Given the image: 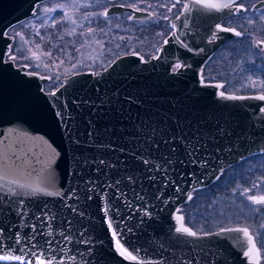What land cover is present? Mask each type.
Listing matches in <instances>:
<instances>
[{
	"label": "water",
	"instance_id": "water-1",
	"mask_svg": "<svg viewBox=\"0 0 264 264\" xmlns=\"http://www.w3.org/2000/svg\"><path fill=\"white\" fill-rule=\"evenodd\" d=\"M45 1L0 0V176H7L0 185L16 194L13 200L23 199L26 210L10 211L7 196L2 198L3 237L32 233L33 250L54 264H251L243 255L247 247L241 241L247 237L241 233L214 235L219 229L193 237L174 231L188 195L264 153L256 147L264 146V101L255 98L263 93H228L202 75L214 52L238 37L216 28L230 10L208 13L193 5L173 20L176 28L158 56L123 55L97 72H75L46 91L50 76L17 65L10 55L14 37L8 34ZM106 12L152 16L123 5ZM177 60L185 67L172 71ZM220 92L245 99H227ZM37 182L59 194L19 186ZM186 222L184 216L190 227ZM225 228H247L263 264L250 228ZM117 240L137 260L121 256ZM19 247H6L0 255L31 258V244L24 245V253Z\"/></svg>",
	"mask_w": 264,
	"mask_h": 264
},
{
	"label": "rangeland",
	"instance_id": "rangeland-1",
	"mask_svg": "<svg viewBox=\"0 0 264 264\" xmlns=\"http://www.w3.org/2000/svg\"><path fill=\"white\" fill-rule=\"evenodd\" d=\"M160 1L48 0L41 2L37 5L34 16L9 29L8 34L14 37L10 55L15 57V59H12L17 65L27 64L29 71L50 76V80L45 83V90L52 91L61 85L63 78L75 72L98 69L99 66H102L100 64L103 60L110 56L107 55L113 47L121 48V53L124 52L123 48L131 50L140 47L142 44L134 40L133 34H149L154 29L156 33L159 32L158 28L160 26L158 24H161V20H164L167 15L161 8ZM121 4L128 7L134 5L133 8L151 12L153 15L142 21L130 20L131 12L107 15L106 17L100 15L111 6ZM255 13L254 16L241 20L243 23L248 22L247 24H250L252 28L245 29L248 26H240L243 30V40L245 42L234 41L229 46L232 51L240 48L247 49V57L234 56L232 53L227 58L226 65L229 71L225 76L229 78V87L233 84L238 91L264 93V88L259 86L264 83V67L253 65L257 57L261 58L263 56L262 59L264 60V52H260L255 46L258 40H264V31L261 29L263 25L260 26L257 23L264 21V10ZM252 19L256 21L249 23ZM230 22H234L239 27V20H231ZM62 33L65 36L64 45H66V48L61 51L59 57H56V55H53V57L47 46L56 34L61 35ZM152 45L154 43L151 42L150 46ZM157 45L159 44H156L155 47ZM47 53H51V55H47ZM224 53H218L210 64H220ZM108 60L110 61V59ZM219 75L224 77L222 73H219ZM51 82L56 86L49 90L46 89V85ZM242 173L245 176H241ZM261 177H264V153L242 160L221 175L219 180L215 182L218 191L224 185L226 188L229 181V184H231L233 179L234 181L235 179H241V181L237 180L238 182H236L232 191V197H228L229 200L226 199L225 202L219 205L218 210L213 212L214 218L213 216L211 218L214 222L221 217L220 221L223 220L219 223L216 222L218 226L215 230L225 227L246 226L257 238L258 246L260 244L264 245L262 244V240H264V227H262L264 226V205H253L243 194V189L251 187L252 182H258L260 187L254 189L248 195L264 194V180H261ZM195 192L192 199L195 197ZM257 208L260 211H256ZM181 212L184 214L182 207ZM201 221L204 222V220ZM260 250L262 263L264 264V248H260ZM0 264H19V262H0Z\"/></svg>",
	"mask_w": 264,
	"mask_h": 264
},
{
	"label": "snow or ice",
	"instance_id": "snow-or-ice-1",
	"mask_svg": "<svg viewBox=\"0 0 264 264\" xmlns=\"http://www.w3.org/2000/svg\"><path fill=\"white\" fill-rule=\"evenodd\" d=\"M177 2H179V0H177ZM236 0H191L190 4H186L184 5V12H190L192 10V6H198V10L199 9H203L206 10L208 13H216V12H223L224 10H230L227 13V18H231V16L239 13L242 10V5L240 7H236L234 9V11H231L233 9V6L235 5ZM130 7H135L134 5H130ZM173 7H175V4H173ZM137 11H139V8H136ZM244 11H247V9H243ZM169 11H171V9H169ZM184 13H181V15H183ZM100 15L103 16H107L108 13L104 12L101 13ZM133 17H129V19H132ZM179 19V17H177ZM164 19H168V17H164ZM249 23H251V21H249ZM172 28H176L175 24L171 25ZM216 28L220 31H224V32H232L234 33L236 36H240L241 32L236 31L234 28H228V27H222L220 24L216 25ZM215 38V37H214ZM165 43H167V40L165 41ZM182 46L185 48H188L187 44H184L183 42ZM257 48H261V46H264V40L259 41L256 43L255 45ZM35 55V54H34ZM47 55H51V53H47ZM159 58V57H156ZM13 59H15V57H13ZM25 59H27V57H25ZM2 62V61H0ZM25 67H27V65H25ZM37 67H39V65H37ZM182 67H185L184 64H182L179 60H177L173 65H172V71H178L179 69H181ZM50 78V77H49ZM261 88H264V83L259 85ZM217 87L222 88L223 85H217ZM219 95L221 97H225V93L224 92H220ZM227 99H245V97H239V96H235V95H230L225 97ZM256 99H259L261 101H264V94H260L258 96L255 97ZM261 111H264V108L261 109ZM174 139V138H173ZM165 144L168 143V141H164ZM256 147H260V151L264 152V146H260L257 145ZM188 145H185V149L187 150ZM171 151H175V149H171ZM249 151H252V149H249ZM193 153L191 151L188 152V155H192ZM145 164L150 163L149 160H144L143 161ZM103 163V161H102ZM168 163H171V160H168ZM219 178V177H217ZM129 179H131L129 177ZM261 180H264V177L260 178ZM7 180V176H0V181H6ZM9 183L11 184H19L18 181L16 180H12L9 181ZM117 184L119 183V181L116 182ZM21 188L24 189H29L32 193H43L45 195H58L59 193H51L48 192L47 189L43 186H41L38 182L34 183V184H20L19 185ZM260 184L258 182H252L251 187L249 188H244L243 189V194L246 195L247 200L250 201L253 205H264V194H251L248 195V193L253 192L254 189H259ZM16 195L15 193L11 192V189H8L7 192L3 191V185H0V203H2V198L4 196H7L8 202H7V207L10 211H15L17 213L20 212H24L26 211L23 208V204L24 201L23 199H16L13 200L12 196ZM20 196H23L24 193H20ZM88 199H91V196L88 197ZM187 199L191 200L192 196L188 195ZM16 204L17 208H12V205ZM73 211H75V209H73ZM105 211H107V209H105ZM256 211H260L259 208L256 209ZM81 216H83V213H80ZM176 221L179 222L178 226H176L174 228V231L176 233L179 234H186L188 236H197V232L193 231L190 227L185 226L184 224V216L177 214L175 216ZM109 227H111V222L109 221ZM264 227V226H262ZM34 229V226H33ZM129 231H131V229H129ZM202 231V230H201ZM231 232H238L241 233L243 237H247L246 241H241V246L242 247H247V250L243 252V255L246 257H249L251 260V264H260V253H259V249L256 248L254 239L252 237V235L249 233V230L247 228H221L220 233H213L214 235H221L223 233H231ZM3 233H4V228L0 227V251H2L3 249L7 248H11L14 246L19 245V251L21 253L25 252V244H31V248L28 249V252H30L31 254V258L26 257L25 255H13L11 252H9L6 255H0V260H12V261H18L19 264H33V258L35 260V264H46V260H47V264H54V259L52 257H48L45 258L44 257V253L43 251H34L33 249H35L37 246L36 244H32V241L35 240V235H33L32 233H28L26 234L24 237H20L19 233H16V235L13 236H9L7 238L3 237ZM209 233H204V235H208ZM61 235H63V233H61ZM81 235H83V233H81ZM113 236H115V232H113ZM5 239H8L11 241L10 244H5ZM65 239H69L68 237H65ZM224 239H229V237L224 236ZM232 240H238V237H233L231 238ZM23 241V243H22ZM82 243H86L87 241H81ZM52 241L51 240H46L45 244L47 245H51ZM117 244V249L120 253L121 256H126V258L131 259V260H137V256L132 255L131 252H128L119 242V240H117L116 242ZM262 244H264V240H262ZM43 246H41L42 248ZM133 251H135V249H133ZM61 264H63V262H61Z\"/></svg>",
	"mask_w": 264,
	"mask_h": 264
},
{
	"label": "flooded vegetation",
	"instance_id": "flooded-vegetation-1",
	"mask_svg": "<svg viewBox=\"0 0 264 264\" xmlns=\"http://www.w3.org/2000/svg\"><path fill=\"white\" fill-rule=\"evenodd\" d=\"M160 4H161V8L166 12V14H167L166 17H168V19H164V20L162 19L161 24H158V26H160L158 28L159 32L156 33L154 31L155 30L154 29L149 34H144V33H138L136 35L133 34L134 40L140 42V44H142V45H140V47H138L136 49H131V50H129L127 48H123L124 52H122L117 57H115L114 60L120 56H123V55L127 56V54H132V53H139L145 59H150L153 56H158V53L160 51L161 46L164 44H167V43H165V41L166 40L168 41V38L171 36L170 34H172V32L175 30L174 28L171 27L173 20L177 19V17H180L181 13H184V5H186L187 3L185 0H179V2H177V0H161ZM173 4H175V7H173ZM241 5H242V10L239 13L231 16L230 19L225 17L219 23L222 27L234 28L235 30L240 31L241 36L227 40L219 49H217L214 52V54L205 63V65L203 67V74L202 75H203L205 81L221 83L223 85L222 90L225 92H227L226 89L230 85L229 84L230 82L228 81L229 78H227L225 76L229 71L228 67L226 65L227 58L230 57L232 53L234 56H240V57H244V58L247 57V49L245 50L243 48H240L238 50L235 49L232 51L229 46L231 45V42H234V41H238V42L241 41L242 43L245 42V40H243L244 39L243 30L241 29L240 26L241 25H245L244 27L248 26L245 29H249V28L252 29V28H251L250 24H247L248 22L243 23L241 20H243V19L246 20L248 17L254 16V14H256L255 12H259L261 10H264V0H236V3L233 6V9H235L236 7H240ZM169 9H171V11H169ZM243 9H247V11H244ZM140 10H142V9H140ZM130 16L132 17V13H130ZM263 18H264V16H263ZM130 20L142 21L145 19L132 18ZM231 20H239V27L234 22L233 23L230 22ZM255 21L256 20H254V19L251 20V22H255ZM257 23H259L260 26L263 25L261 29H262V31H264V21L262 20V21L257 22ZM244 27L242 26V28H244ZM210 40L215 41L216 38H214V36H211ZM149 41L154 43V45L150 46L151 42L149 43ZM259 41H262V40H258L257 42H259ZM148 43H149V45H148ZM156 44H159V45H157V47H155ZM154 47H155V49L153 50ZM258 49L260 52H264V46H261V48H258ZM220 52H225L223 58L220 61V64H215V65L210 64L216 58L217 54ZM262 58H263V56L261 58L257 57L256 60L253 62V65H259V66H262V68H263L264 67V60ZM114 60H112L110 63H112ZM101 69H103V68H99V69L92 70V71L97 72ZM219 73H222L224 75V77L220 76ZM208 77H210V78H208ZM228 93H232V92H228ZM233 93L234 94H253V93L256 94L257 92H248V93L233 92ZM0 262H1V260H0ZM2 262H4V261H2ZM13 262H17V261H13ZM5 263H12V262H5Z\"/></svg>",
	"mask_w": 264,
	"mask_h": 264
},
{
	"label": "trees",
	"instance_id": "trees-1",
	"mask_svg": "<svg viewBox=\"0 0 264 264\" xmlns=\"http://www.w3.org/2000/svg\"><path fill=\"white\" fill-rule=\"evenodd\" d=\"M64 39H65L64 33H62L61 35L56 34L51 39L52 41L49 42V45L47 46V48L52 53V56L56 55V57H59L61 55L60 54L61 51L66 48V45H64V42H65ZM120 49L121 48L113 47L111 49V52L107 55V56L109 55L110 56L103 60V62L100 64L102 66H99V68H104L105 66H108L111 60H114L115 57L121 54ZM108 59H110V61ZM55 86L56 84H52L51 82L46 85V89L49 90L50 88L55 87ZM226 91L232 92V93L233 92L248 93V92L236 90L233 84L230 87H228ZM242 175L245 176V174L243 173L241 174V176ZM237 180L241 181V179H235V181L233 179L231 181V184H229L230 183L229 181V183L227 184V187L225 188L224 187L225 185H224L219 191L216 189L215 183L209 186L208 188L197 190L194 194L195 197L189 203L184 204L182 206V209L185 215V221H187L186 223L190 227H192L196 232H199V233H208V232L215 231L216 227L218 226L216 222L219 223L223 220L220 221V219L222 218L221 217V218H218V221L216 219L214 222L213 212L215 210H218V207L222 202H225L226 199L229 200L228 197H232V194H233L232 191L235 188L234 186L236 182H238ZM212 216L213 218H211ZM201 220H204V222H202ZM259 247L262 249L264 248V245L260 244Z\"/></svg>",
	"mask_w": 264,
	"mask_h": 264
},
{
	"label": "bare ground",
	"instance_id": "bare-ground-1",
	"mask_svg": "<svg viewBox=\"0 0 264 264\" xmlns=\"http://www.w3.org/2000/svg\"><path fill=\"white\" fill-rule=\"evenodd\" d=\"M259 155V154H258Z\"/></svg>",
	"mask_w": 264,
	"mask_h": 264
}]
</instances>
